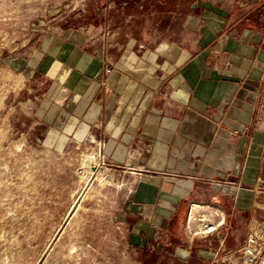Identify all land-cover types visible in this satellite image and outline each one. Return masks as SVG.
Here are the masks:
<instances>
[{
	"label": "crops",
	"instance_id": "crops-1",
	"mask_svg": "<svg viewBox=\"0 0 264 264\" xmlns=\"http://www.w3.org/2000/svg\"><path fill=\"white\" fill-rule=\"evenodd\" d=\"M11 64L37 82L50 135L104 142L118 194L111 209L101 200L100 231L116 252L240 263L220 256L264 221V0H106ZM193 200L221 206L227 225L189 232ZM76 247L74 264L94 250Z\"/></svg>",
	"mask_w": 264,
	"mask_h": 264
},
{
	"label": "rangeland",
	"instance_id": "rangeland-1",
	"mask_svg": "<svg viewBox=\"0 0 264 264\" xmlns=\"http://www.w3.org/2000/svg\"><path fill=\"white\" fill-rule=\"evenodd\" d=\"M105 1L0 0V264H44L45 259L46 264H74L67 259V246L85 242L94 250L82 248L86 253L79 264H156L155 255L116 252L112 231L108 240L101 237V200L111 209L118 194L110 165L105 183L98 171L88 179L80 174L98 145L62 143L49 134V126L38 124L37 82H28L11 64L26 56L47 28L62 20L82 22ZM77 199L76 211L67 218ZM240 247L221 260L233 261L236 257L229 255L240 254Z\"/></svg>",
	"mask_w": 264,
	"mask_h": 264
},
{
	"label": "built area",
	"instance_id": "built-area-1",
	"mask_svg": "<svg viewBox=\"0 0 264 264\" xmlns=\"http://www.w3.org/2000/svg\"><path fill=\"white\" fill-rule=\"evenodd\" d=\"M104 142L99 141L98 151L101 155V166H109L102 151ZM112 170V166H109ZM227 222L224 209L211 202L191 201L188 207L186 227L193 234L209 233L215 231ZM241 254L239 264H264V221H259L251 231L245 244L238 250Z\"/></svg>",
	"mask_w": 264,
	"mask_h": 264
},
{
	"label": "bare ground",
	"instance_id": "bare-ground-1",
	"mask_svg": "<svg viewBox=\"0 0 264 264\" xmlns=\"http://www.w3.org/2000/svg\"><path fill=\"white\" fill-rule=\"evenodd\" d=\"M100 158V153L99 155L98 153H93L84 159L82 165L80 166V174H82L85 179H88L95 171H98V173L100 174V181L102 183L106 182V172L108 171V168L100 165ZM73 204L74 205H72V208L68 211L67 216L70 215L72 209H75V207L79 205V200H75Z\"/></svg>",
	"mask_w": 264,
	"mask_h": 264
}]
</instances>
